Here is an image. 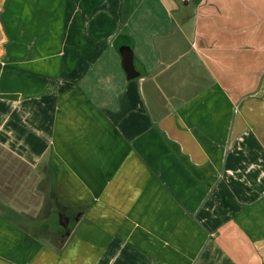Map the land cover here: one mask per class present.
Here are the masks:
<instances>
[{
  "label": "crops",
  "instance_id": "0c3cea01",
  "mask_svg": "<svg viewBox=\"0 0 264 264\" xmlns=\"http://www.w3.org/2000/svg\"><path fill=\"white\" fill-rule=\"evenodd\" d=\"M68 1L0 14V264H264V0Z\"/></svg>",
  "mask_w": 264,
  "mask_h": 264
},
{
  "label": "rangeland",
  "instance_id": "374dc122",
  "mask_svg": "<svg viewBox=\"0 0 264 264\" xmlns=\"http://www.w3.org/2000/svg\"><path fill=\"white\" fill-rule=\"evenodd\" d=\"M28 3V4H27ZM69 1L68 0H9V6L13 12H18L21 13V10L25 7L22 5H29L31 7L34 6H39L40 8H53V7H58L61 6H68ZM9 8V10H10ZM9 16V15H7ZM4 178V176H3ZM25 198H28L27 196H24ZM31 198V201L36 200V196L34 199ZM42 219V218H41ZM60 218L57 216L54 217H44L42 221H38L35 223H32L33 221H29V224L37 228V230H40L42 232L48 233V232H53L57 229L59 226Z\"/></svg>",
  "mask_w": 264,
  "mask_h": 264
},
{
  "label": "water",
  "instance_id": "95a60500",
  "mask_svg": "<svg viewBox=\"0 0 264 264\" xmlns=\"http://www.w3.org/2000/svg\"><path fill=\"white\" fill-rule=\"evenodd\" d=\"M6 4V0H0V14L2 13L4 6ZM7 35L4 30V27L2 25V22L0 20V52L3 48V45L7 42ZM121 56H122V63H123V68L125 72L127 73V78L129 80L131 79H136L140 77V73L136 70L135 64H134V52L133 50L128 47H122L121 50ZM80 217L77 216L75 220V225L76 223L79 222ZM74 227H71L67 232L60 238L58 245L59 247H63L66 241L68 240L71 232L73 231Z\"/></svg>",
  "mask_w": 264,
  "mask_h": 264
},
{
  "label": "flooded vegetation",
  "instance_id": "af4514ba",
  "mask_svg": "<svg viewBox=\"0 0 264 264\" xmlns=\"http://www.w3.org/2000/svg\"><path fill=\"white\" fill-rule=\"evenodd\" d=\"M75 220L76 216L73 214L71 215V219L68 220V222L60 223L57 229L53 231L54 238H56L58 235L59 238L62 237L67 232V230H69L71 227H75Z\"/></svg>",
  "mask_w": 264,
  "mask_h": 264
},
{
  "label": "trees",
  "instance_id": "16d2710c",
  "mask_svg": "<svg viewBox=\"0 0 264 264\" xmlns=\"http://www.w3.org/2000/svg\"><path fill=\"white\" fill-rule=\"evenodd\" d=\"M48 180V179H47Z\"/></svg>",
  "mask_w": 264,
  "mask_h": 264
}]
</instances>
